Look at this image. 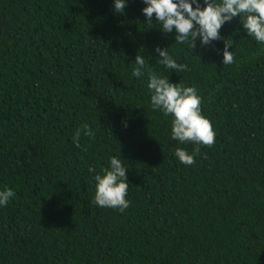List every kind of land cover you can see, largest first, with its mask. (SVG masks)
<instances>
[{
  "label": "trees",
  "instance_id": "1",
  "mask_svg": "<svg viewBox=\"0 0 264 264\" xmlns=\"http://www.w3.org/2000/svg\"><path fill=\"white\" fill-rule=\"evenodd\" d=\"M126 4L0 0V191L15 192L0 206V264H264V44L241 16L191 50L155 15L145 23L143 0ZM157 47L189 70L158 64ZM138 53L202 98L215 143L191 166L174 149L194 145L171 139L147 76H132ZM83 124L95 136L77 148ZM119 155L124 212L92 202L94 175Z\"/></svg>",
  "mask_w": 264,
  "mask_h": 264
},
{
  "label": "clouds",
  "instance_id": "2",
  "mask_svg": "<svg viewBox=\"0 0 264 264\" xmlns=\"http://www.w3.org/2000/svg\"><path fill=\"white\" fill-rule=\"evenodd\" d=\"M146 5L142 9L146 24H152L155 15L156 24L164 33H172L175 29V43L188 44L192 49L199 40L202 47L208 46L212 41L221 39L219 30L226 22L234 17H243V28L249 36L264 44V0H203V8L198 0H143ZM127 7L126 0H114V12L122 14ZM233 41L224 40V65H232L235 57L232 51ZM141 52L143 49L140 50ZM155 52L160 59L157 63L165 69L176 72L188 71L186 64H178L167 49L157 47ZM198 58V57H196ZM132 76L142 78L147 76V89L150 93V103L154 110H159L164 116H171V139L179 144L192 143V152L176 147L174 155L185 166L193 165L195 157L200 155V146L211 147L215 143L216 133L211 122L202 115V98L198 95L195 86L185 87L182 84H172L168 76H162L148 63V58L137 54L134 60ZM94 138L95 132L88 124L76 129L73 135V144L80 148L81 135ZM86 151L87 149H82ZM204 158H207L206 155ZM89 172H95L89 167ZM125 161L119 156L109 157V166L101 168L93 177L95 192L93 203L98 207L119 209L124 212L130 201L125 197L128 193ZM15 192L7 187L0 191V206H7Z\"/></svg>",
  "mask_w": 264,
  "mask_h": 264
}]
</instances>
